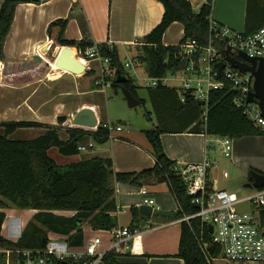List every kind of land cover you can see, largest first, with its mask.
I'll list each match as a JSON object with an SVG mask.
<instances>
[{"label": "trees", "instance_id": "1", "mask_svg": "<svg viewBox=\"0 0 264 264\" xmlns=\"http://www.w3.org/2000/svg\"><path fill=\"white\" fill-rule=\"evenodd\" d=\"M46 0H3L0 8V63L4 60V43L11 30L17 4L20 2H43ZM164 6L161 22L145 37L144 43L136 47L134 58L146 65L149 76L162 77L169 72H177L186 66L178 57L180 44L187 39L196 37L199 43H208L209 15L212 14V3L205 2L196 10L190 0H159ZM247 25L252 20L257 26L264 23V0H248ZM175 21L184 25L185 36L178 45H166L163 36L167 28ZM68 19L59 18L49 25V33L53 27L59 26L56 41L59 46L70 45L79 49L91 46L92 39H70L65 36ZM256 26V27H257ZM257 27V28H258ZM257 28L247 32H253ZM56 44V45H58ZM103 54L111 57L112 66L120 70L128 79L118 82L115 78L112 86L116 90L128 87L145 105V98L139 95L136 80L125 70L121 49L101 43ZM76 51V48H75ZM73 52H70V55ZM43 58L51 64L45 55ZM15 70L6 72L4 80L18 78L26 80L33 77L38 79L46 74L47 63L39 56H29L26 59H14ZM87 75L94 76L91 89H96V70L91 69ZM149 96L158 110H164L166 116L152 129L144 130L153 146L155 164L139 171H117L110 157L93 156L83 158L68 164H59L51 156L53 147L64 156L81 153L79 146L89 136L99 142L107 141L109 130L104 122L96 131L82 127H68V138L61 137L59 130L49 124L35 120H13L0 122L4 133L0 134V244L25 247H42L46 244L49 231L69 235L71 243L83 245L87 237L85 225L93 229L107 230L117 225L116 184L118 182L136 186H146L166 182L175 196L179 208L168 213L172 218L180 219L186 214L197 212L198 208L191 202L187 193V185L178 168L177 161L169 157L164 149L161 133L164 131H183L180 128L184 116H190L195 132H205L211 135H228L239 138L246 135L264 134V131L234 104V90L231 87L213 89L207 106L196 100L192 91H183L176 85L159 82L156 86H148ZM185 100H181V96ZM203 106L206 107L204 111ZM186 112V113H184ZM204 116L202 120L201 117ZM171 119L172 122H171ZM59 122L67 120L66 115L58 117ZM152 120V117H150ZM174 125V127H170ZM45 127L47 131L31 139H13L11 135L19 128ZM176 129V130H175ZM256 170L253 168L251 171ZM264 174V173H263ZM249 180L253 181L251 173ZM264 189V184L259 186ZM31 208L37 212L27 222L17 242L6 238L2 233L6 219L5 208ZM73 211L67 215L57 211ZM134 218L141 216L138 207H132ZM262 224L264 225V208L261 209ZM139 224L138 221L132 224ZM207 244V245H206ZM203 246V247H202ZM205 250H204V249ZM221 249L214 244L212 233L207 224L199 217L191 218L190 222L181 221V239L178 257L185 264H209L208 253L211 257L220 255ZM106 264H126L118 260L115 252H108L103 257Z\"/></svg>", "mask_w": 264, "mask_h": 264}, {"label": "crops", "instance_id": "2", "mask_svg": "<svg viewBox=\"0 0 264 264\" xmlns=\"http://www.w3.org/2000/svg\"><path fill=\"white\" fill-rule=\"evenodd\" d=\"M190 1L196 10H199L203 3L207 2V0ZM2 2L3 0H0V8ZM247 7L248 0H245L244 9L242 10L244 21L241 23L235 22L231 14L227 12L212 11V14L219 22L236 29H238L236 25H239L243 27V29L239 30L247 32L258 27V23L254 20H252L249 26L247 25ZM164 11V6L159 0H46L40 3H18L11 30L4 43L5 57L0 63V103L3 100L1 97H5L6 90H9L12 94H20L22 91H25L26 94L23 97H13L11 101L15 98V102L13 101L9 107H6V109H16L12 119L39 121L43 124L56 127L59 132L64 128L66 137H63L61 132L60 135L62 138L67 139L69 135L67 128L70 126H62L65 121L61 123L58 120L59 116L65 114H59L61 107L56 106L52 115L53 119L49 122L45 121L49 113L46 110L38 113V108L33 104L36 89H33L31 86L36 81L43 80L47 73L38 79L30 77L23 81L13 78L12 80L5 81L4 74L15 70L13 60L26 59L29 56H39L44 59L43 55H45L51 61L54 71L50 73L51 78L55 79L59 77L62 71L80 76L82 73L74 72L56 63L64 46H59L56 41L60 29L58 25L53 27V34L50 35L48 28L51 22L59 18L68 19L65 28V36L67 38L77 40L87 38L98 43H112L118 47L122 45L125 48L124 45L129 44L135 38L144 40V37L161 22ZM175 25H180L179 37L174 39V41H169L170 37L168 38V36L171 35ZM184 36L183 23L175 21L165 31L163 41L166 45H178ZM55 43L58 44L55 45V50L58 53L54 58L50 59L47 53L49 48L53 47ZM70 49L73 52L70 56L77 57L79 62L85 64V61L76 55L75 47L70 46ZM93 91L101 93V91L91 89V92ZM88 92L90 90L86 91V93ZM148 99L151 103L152 100L149 97ZM148 99L145 98V104ZM97 100L90 99L83 101L77 110L85 106H92L97 112L100 124L101 122L113 123L110 119V114L105 117L102 110L103 107ZM3 106L0 104V108ZM143 106L145 105L142 104ZM8 117L5 114V110L0 111V121ZM133 118L135 119L136 115ZM191 119L186 113L180 126V128L186 129L183 131L169 130L161 133L164 149L169 157L177 161L179 169L189 164L203 162L206 158L215 161L213 160L215 158L211 156V145L209 143V136L211 134L192 131L196 122L191 124ZM147 122L153 126L158 124L157 117L153 116L152 120ZM170 127H174V125H170ZM41 130L40 135L45 133L47 128L43 127ZM82 145L87 147L86 150H91L90 156L84 157L83 155L81 156V153L73 156H64L58 152L56 147L51 148L50 154L59 164H68L93 156L110 157L113 159L114 168L117 171H139L152 167L155 164L153 146L144 130L139 126H131L126 129L122 127L121 130L114 131V136H109L107 141L104 142L96 141L94 136H89ZM228 158L236 166V174L246 178L247 182L251 181L249 180V174L253 168L264 173V134L233 138L232 156ZM218 171L219 164L210 168V181L217 187L227 189L226 183L222 181ZM143 188H146L148 191L146 195L143 193ZM253 188H256V190L245 195H251L257 190H264L259 187ZM116 190L119 208L117 225H132L138 221L139 224L149 222L154 226L152 229L136 237L131 244V248H124L121 252H118V260L126 264H185L184 259L177 256L181 239V218H172L168 215V213L176 211L179 208V204L171 192L169 184L161 182L140 187L118 182ZM145 198L155 200L154 210H158L159 214L148 216L140 211L142 215L134 218L132 207H138L140 210V206L145 204ZM20 210L29 213V218L27 217L25 222L23 218L25 213H19L18 211ZM4 211L7 216L3 223L2 233L6 238L11 240H18L19 236L15 237V235L22 232L27 222L37 212L36 209L17 207H8ZM57 212L67 215L74 214L73 211L59 210ZM84 230L88 237L101 235L104 246H108L111 238L106 230L93 229L88 224L84 226ZM97 264L106 263L101 261Z\"/></svg>", "mask_w": 264, "mask_h": 264}, {"label": "built area", "instance_id": "3", "mask_svg": "<svg viewBox=\"0 0 264 264\" xmlns=\"http://www.w3.org/2000/svg\"><path fill=\"white\" fill-rule=\"evenodd\" d=\"M208 43L201 44L196 37L187 39L180 44L178 57L186 66L172 74L170 80L178 81L174 84L183 91H192L196 100L207 106L210 92L213 89L231 87L234 90V104L264 131V116L256 102L249 101V94L254 89L255 77L250 71L242 72L227 60L226 50L231 49L237 56L239 51H245L251 57H264V23L253 32L236 29L230 25L219 22L213 14L209 15ZM144 40L135 38L130 45H142ZM111 49L114 44L106 43ZM76 48L78 58L85 61L88 70L95 69L97 88L105 92L107 87L117 78V68L112 66L111 57L103 54L101 43L94 42L83 49ZM139 61V60H138ZM218 62H224V68L218 77ZM133 59L124 62L127 71L129 67L138 66ZM95 65V67H94ZM128 72V71H127ZM129 73V72H128ZM148 86H156L160 81L168 83L167 74L162 77L148 78ZM181 100L185 97L182 95ZM109 130V136L114 131L121 130V125L104 122ZM96 131V127H83ZM221 147V154L232 156L233 138L228 135H214ZM86 150L85 145L79 146ZM218 166V161L206 158L203 162L189 164L180 169L181 175L187 185V193L191 202L198 208L197 212L182 217V221L190 222L191 218L199 217L214 230L212 239L220 247L217 257L208 253L209 264H257L264 263V225L262 224L261 209L264 208V190H257L251 195L240 196L238 193L217 187L209 178L210 168ZM228 177V171L222 172ZM143 188V193L147 194ZM155 200L145 198V204L154 208ZM247 205L251 209H246ZM119 213L117 211L116 215ZM149 222L135 225H116L106 232L110 234L108 246H104L101 235L86 237L83 245L71 243L69 235L49 231L46 244L42 247H25L0 244V264H97L103 261L108 252H121L124 248H131L133 240L145 231L152 229ZM11 240V239H10ZM17 242V240H12ZM207 245V244H206ZM203 247V246H202ZM204 249V248H203ZM205 250V249H204Z\"/></svg>", "mask_w": 264, "mask_h": 264}, {"label": "rangeland", "instance_id": "4", "mask_svg": "<svg viewBox=\"0 0 264 264\" xmlns=\"http://www.w3.org/2000/svg\"><path fill=\"white\" fill-rule=\"evenodd\" d=\"M243 5H245V0H213L212 7L213 11L216 12H227L228 14H231V16L234 18L235 22H242L244 21V15L242 13ZM180 25H175L172 29L171 35L168 36L169 41H174V39H177L179 37L180 33ZM238 29H243V27L236 25ZM55 44H53V47L49 48V51L47 53V56L50 57V59L54 58L55 55L58 53L57 50H55ZM76 47V46H74ZM140 47V46H138ZM121 49V56L123 59V62L127 61L129 58L133 59L134 62L137 64L139 61L138 59L134 58V53L136 52V46L130 45L127 48H124L122 45L119 46ZM44 60V59H43ZM44 62L47 63V70L45 78L40 81H36L31 87L33 89H36V92L34 94L33 98V104L38 108V113L42 110H46L48 112V118L46 117L45 121H51L52 115L55 111L56 106L61 107L59 114H64L67 116V120L62 124V126H70V127H82L77 126L73 123V117L78 112L77 108L78 106L86 100H97L100 105H102L103 113L106 117V115L110 114V119L115 124H120L123 128H129L131 126L138 125L134 124V121L137 120L139 112L136 108H132L129 106L127 98L125 94L122 91V88L116 90L115 87L109 86L107 87L106 91L103 92H91V80L94 76L92 74L87 75L86 73H82L80 76H76L70 73H67L65 71H62L61 75L55 79L50 77V73L54 72L52 69V66L49 62L44 60ZM95 67V65H94ZM73 71V70H72ZM131 77H133L136 82L140 85L138 87V92L142 97H145L148 99L150 98L149 94V88H148V77L149 74L146 71V65L144 63H141L138 66L129 67L128 70ZM75 72V71H74ZM78 73V72H77ZM172 74L169 72L167 74L168 83L169 84H179L178 81H172L170 80ZM87 90H90V92L86 93ZM98 91V90H97ZM6 94L3 100L1 101V105H5L0 108L1 110H5V114L9 116L7 119H2L0 122H7V121H13V114L16 111V109L7 108L9 107L10 103L13 101L15 102V98L13 101L11 99L13 97L19 98L23 97L26 92L22 91L19 93H10L9 90H6ZM47 102L46 104H44ZM5 103V104H4ZM44 104V105H43ZM44 107H43V106ZM143 109L146 113V121H150V117H159L161 122H163L166 113L164 110H158L154 106L153 102L150 103V100L148 99L145 106H143ZM204 111H206V107L203 106ZM19 110V109H17ZM136 118L134 119L133 117ZM109 117V116H108ZM201 119H204V116L201 117ZM43 127H24L17 129L11 137L13 139H31L35 138L40 135L41 129ZM83 128V127H82ZM4 127L0 126V134L4 133ZM61 134L63 137H66L65 129H61ZM209 143L211 145V156H213V160L218 161L219 164V176L222 179L223 182L226 183L227 190L233 191L238 193L240 196H244L245 194H248L250 192H253L256 190V188L246 187L245 183L247 182V179L243 176L240 177L236 174V166L228 157H225L221 155V147L218 144V142L215 140L214 135L209 136ZM93 151V150H92ZM91 150H85L81 152V156L84 157L90 156ZM228 171L229 177L225 178L222 175L223 171ZM224 183V184H225ZM246 209H251L250 205L246 206ZM19 213L24 214V222L27 220V217L29 218V213L26 211H18ZM19 216V215H18ZM182 219V218H181ZM182 220H180L181 222ZM23 231V230H22ZM21 234V233H20ZM20 234L15 235V237L20 236ZM257 264H264V263H257Z\"/></svg>", "mask_w": 264, "mask_h": 264}, {"label": "water", "instance_id": "5", "mask_svg": "<svg viewBox=\"0 0 264 264\" xmlns=\"http://www.w3.org/2000/svg\"><path fill=\"white\" fill-rule=\"evenodd\" d=\"M208 3H212L213 0H207ZM70 45H64L60 55L58 56L56 63L64 68L71 69L75 72L86 73L87 68L85 64L79 62L77 57L70 56ZM227 60L230 61L233 66L242 72L250 71L254 77V89L249 94V101L256 102L261 108L262 114L264 116V57H251L245 51H239L237 56L233 55L231 49L226 50ZM224 62H218V77H220L222 70L224 68ZM84 70V71H83ZM117 81L125 82L128 77L123 75L120 70H117ZM122 91L125 94L128 104L132 108H136L139 112L137 120L134 124L141 127L143 130L152 129L154 126L149 124L145 118V111L142 107L141 99L136 96L131 89L128 87H122ZM73 123L77 126L82 127H96L100 125V120L97 115L96 110L92 106H85L78 110V112L73 117ZM253 181H249L245 184L247 187H259L264 184V174L253 170L251 171ZM140 211L148 216L158 215L159 211L154 210L152 205L142 204L140 206ZM210 232L212 233L214 227L209 224Z\"/></svg>", "mask_w": 264, "mask_h": 264}]
</instances>
